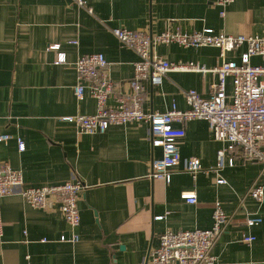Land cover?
Masks as SVG:
<instances>
[{"label": "crops", "instance_id": "1", "mask_svg": "<svg viewBox=\"0 0 264 264\" xmlns=\"http://www.w3.org/2000/svg\"><path fill=\"white\" fill-rule=\"evenodd\" d=\"M223 9L224 16L215 0H85V7L73 0H0V136H10L0 140V165L21 170L25 186L73 178L84 186L75 228L56 202L33 208L18 193L2 197L0 264H141L163 232L210 228L216 201L229 217L212 248L216 261L264 264V197L258 202L247 194L251 186L264 182L262 163L234 156L233 165L215 172L221 143L206 120L184 122L185 134L178 140L180 155L199 158L202 170L193 176L175 169L165 182L149 177L151 161L162 151L148 139L146 122L86 134L62 119L92 114L97 107L87 92L81 100L73 93L79 55L99 52L107 60L114 84L108 105L131 92L138 56L112 34L114 27L151 35L206 28L264 35V0H234ZM53 44L58 50L48 48ZM245 50L243 44L225 58L239 63ZM58 52L65 56L63 63L56 62ZM152 53L173 63L194 62L208 71L169 70L158 85L144 81L143 110L164 112L173 104L185 109L189 89L211 94L218 81L212 70L219 63L217 47L155 44ZM250 63L264 65V58L251 56ZM231 87L227 77V93ZM218 178L224 182L217 183ZM188 190L196 194L193 204L181 196ZM249 216L261 221L247 225ZM73 234L78 235L76 242L60 240ZM245 235L254 239L244 242Z\"/></svg>", "mask_w": 264, "mask_h": 264}, {"label": "built area", "instance_id": "2", "mask_svg": "<svg viewBox=\"0 0 264 264\" xmlns=\"http://www.w3.org/2000/svg\"><path fill=\"white\" fill-rule=\"evenodd\" d=\"M78 6L85 7V0H73ZM234 0H215L223 8ZM112 34L126 47L133 50L138 60L134 62V74L130 80L131 92L116 97L114 105L107 100L113 92L114 84L107 73V60L99 52L79 55L75 61L77 81L73 93L77 100L84 98L86 92L96 100V110L92 114L64 116L62 119L72 123L78 133H103L110 125H122L129 122L143 121L148 124V139L152 145L160 146L162 155L151 161L150 178L169 182L173 170L178 169L191 175L202 170L199 158L181 156L178 140L185 134L184 122L191 119H204L208 122L213 138L221 143L216 156L215 172L224 166L233 165L234 156L262 163L261 175L264 176V65H253L250 57L257 55L264 58V35H231L224 32L214 33L211 29L190 33L164 30L151 35L143 30H131L114 27ZM69 43L76 45V40ZM176 43L181 46H214L220 50L219 63L212 69L218 77L213 90L208 96H202L194 89L185 91L187 107L179 109L175 104L164 112L145 111L142 102L145 99L144 81L158 85L169 70L206 72V68L194 62L173 63L152 53L155 44ZM246 45L240 62L228 61L226 52ZM58 44L49 45V49L58 50ZM65 56L58 52V63H63ZM227 77L231 78L232 87L226 92ZM178 123L180 126H176ZM8 134L0 136L1 141L9 139ZM18 149L24 144L18 140ZM227 152L232 156L226 157ZM222 178L217 183H223ZM83 185L77 179H70L60 184L25 186L21 170L13 169L8 164L0 165V200L6 195L18 193L33 208H47L56 202L65 221L72 228L79 225L80 215L78 199ZM247 194L258 202L264 197V182L251 186ZM181 196L188 203L196 202L192 190L182 191ZM213 223L210 228L165 231L159 236L158 246L150 251L141 264H219L212 253V248L224 229L229 217L216 201L212 213ZM260 217L249 216L247 225L257 224ZM2 220L0 213V237ZM251 235L243 236L244 242H251ZM61 241L76 242L78 235L70 238L60 236Z\"/></svg>", "mask_w": 264, "mask_h": 264}]
</instances>
